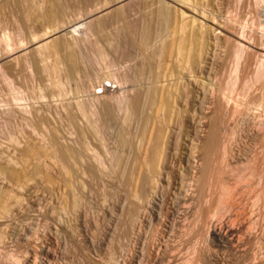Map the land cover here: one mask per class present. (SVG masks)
Returning <instances> with one entry per match:
<instances>
[{
  "label": "bare ground",
  "instance_id": "obj_1",
  "mask_svg": "<svg viewBox=\"0 0 264 264\" xmlns=\"http://www.w3.org/2000/svg\"><path fill=\"white\" fill-rule=\"evenodd\" d=\"M72 1H70L69 3L67 2L66 4H69V6L71 7L74 6V4L76 5L78 3V1H76L77 3L71 5V3H73ZM92 1L89 0L91 4H93ZM99 1H95L97 4L99 2V5L93 4L96 5L97 8L100 7L102 0ZM109 1L110 2L106 7H104L107 4L105 0L102 1L105 2V5L102 4L103 8L101 7L100 10H98L99 8L97 9L95 6L88 4L96 8L97 11L94 10L95 12L91 11L88 13L87 10L90 11L91 7L86 6L87 8H84L87 14H84L85 16L83 18H75L69 21H67L68 19L65 18L67 16L64 17V13L67 12V15L69 12V10L64 12L65 8L68 7V5L65 4L63 6L64 3L62 4V0H17L18 7H16L15 5L13 6L14 3H11L13 2L12 0L11 2L10 0H6V2H4L5 4L10 2L9 5H7H12L13 7H15L13 9L14 11L16 8H18L17 11H19L20 14L18 23H27L29 21L41 19L44 21L47 28L50 27L52 29L53 27V31H56L55 34H57L58 32H63L61 37L55 38L51 41L46 40L36 48L38 58L40 59L41 63L42 73H45L46 83H44V85L46 84L45 87L47 85L51 87L50 93L42 94V92L40 91L41 93L38 92V94L40 93V95H38L37 98L39 97L40 99H52L51 103L47 104L46 106L52 105L53 110L55 108V112L53 114H55L56 118L59 119L58 121L66 120L67 122V124L65 123L66 126H63V124L61 123V126H63L64 128L67 127L65 128L67 130H64V128L62 127L61 129L60 127H58V121L57 125L54 124V122H56V120L54 119L56 118H54L53 116V125H55L56 127L55 132L51 131L54 135L52 136L55 137L56 141H63V138H65L64 140L66 141V137H69L67 140L70 141L69 145L72 141L75 146L73 143V146H66L68 144L65 143V145L63 146L66 147H62L61 145H58L60 143L55 144L51 142L52 144H48L47 141L49 147L50 145H52L51 149H55V145L59 147L55 149V155L53 152L54 150L52 151L45 149V145V150H43V152L47 151V154H52L53 157L55 156L54 160L56 161L57 159L58 166H56L59 167L62 178L63 176L65 178L66 173L70 175L71 172L73 174L77 173L75 176L77 177L79 175L80 178H82L84 177L82 173L84 174L87 170L88 172L90 170L92 171V169H95V171H99H96V173L93 170L95 174L94 180L96 181V179H99V177L102 178L101 183L104 180V198L102 197V201L104 202L105 206L103 204H101V206L103 205L105 207V209L104 207L102 208L104 211H106L105 214L109 218V223L111 222V226L109 225V228H111L110 231H112L113 233V235L110 234V236H112V239H109V241L107 240L108 242L106 246H108V244L112 241H114L116 244L115 248H111L109 245V247L111 248L109 264H172L176 260L175 258L177 256H171V250L173 252V248L178 245L177 243H180L182 232H184V229L186 230V224L189 220L187 217L189 214V209L192 206L193 202L195 205L194 211L199 213L201 216L205 214L202 209L201 201L204 200L206 196L204 189H206V187L208 188V186L211 185L210 177L212 175L211 171L213 170L215 162L214 155L217 154V151H221L224 154L226 153V147L224 142L222 141L223 125H226L230 121L240 120H251L253 122L259 123L260 125H264V90L261 94L263 95V97L261 96L263 102L260 99L261 101L260 103H258L259 101L257 102L256 100H253L255 99L254 97H251L253 95L251 93L254 92L255 89L258 91L260 90V87L264 89V0H232L230 6H233V8L230 7V10L228 8L223 16L219 15V11L213 8V5L210 4V6L213 7L209 8V3L207 6L206 0H204V2L202 0ZM248 1H253L251 2L253 5L251 4L252 6L249 7L252 8L254 6V14L251 17L249 16V19L245 20L246 17L244 19H241L242 17H239L240 15L237 14L238 12L233 13V11H235L233 9L234 7L236 8V10H238L239 8L242 9L244 5H247ZM17 2L15 1V4ZM3 3L1 4L3 5ZM135 3H137L136 6H138L139 8H135ZM142 3L143 5H145L144 10L146 9V13L153 16L155 18L154 21L156 22L152 21L154 18L151 16V22L148 23L145 20L150 17H145V15H143L145 14V12L144 10L141 11L143 7L141 9V5H139ZM8 6L6 8H8ZM3 7H5V5ZM3 7L0 8V10L3 9V14H5L6 9ZM70 7L66 9H70ZM246 7H248V5ZM77 8H79V6ZM7 10L10 13H12L13 11H10V9ZM72 10L75 9L72 8ZM14 13L10 15H13ZM132 14H136L137 16L134 15L136 17L132 19ZM198 14L200 18H207L211 19L212 21H216V27L213 28L211 26H205L202 20H198L195 18V16H198ZM141 21L142 23L143 21H146V23L148 24L154 22V24H146L145 26L144 22V25L142 26L143 29L140 32L141 35L139 37V41L135 42L136 38H133L138 37V34H136V36H134V34L132 39L129 38H131L130 36L133 34L132 30L138 29V27L136 28L135 26H140L139 24ZM155 23L159 24V26H155ZM151 25L152 27L155 26V29L160 28V31H156L155 34L154 28L152 29V31L151 29L147 30V27L150 28ZM144 26L146 28H144ZM142 27H140V29ZM126 29L131 31L130 34L128 33L129 31L126 32ZM140 29L136 31H139ZM147 31L149 34L147 33ZM20 32L21 31L18 30L13 34V39H11L12 42H10L9 38L6 39V54L4 55L6 58L9 57L12 52L18 49H24L25 39L22 37ZM152 32V37L154 38V40L153 38H149V36L151 37ZM126 33L129 34V36H127ZM195 33L197 34L196 36ZM48 34L49 31L46 30L43 36ZM30 36H34L35 38L29 40L28 42H32L37 38L36 33L33 31H31ZM126 38L128 40H126ZM150 39H152V41H150ZM122 55H126V57H122ZM117 56H120L124 59L122 61H117L120 58H117ZM20 58L23 59L24 63L29 62L26 54L14 57V61L18 62ZM85 64L86 67H92L91 69L93 70L91 71L95 72L93 74L95 75V77L92 75L94 77H92V80L90 79L87 84H84L85 81L81 84L78 83L82 82L81 80L78 81L80 77L78 78V80L76 78L83 71V68H85ZM86 70L89 71V69L87 68ZM91 71L89 72L90 75L92 74ZM0 80L6 83L10 91L8 97L4 98V96L2 95L4 99L0 98V135L6 136L7 139L9 137L12 139L16 138L14 137L15 129L13 125V120L16 118L20 121L21 125H25L26 128H29L30 134L34 135L35 137L39 136L37 137L38 139L41 137V140L42 138L46 140L47 136H49L47 135L49 115L47 117L46 114H42L43 112L41 113L42 107H33V104H31L27 100V97L22 93L21 89L15 86L12 78L10 77V74L6 70V66L3 64H0ZM75 80H77V83H75V85L72 83L74 87H72V85H69L71 84L70 81L73 82ZM254 85L259 86L255 87ZM253 86L255 87V89L253 88ZM252 88L254 89L253 91H251ZM81 93H84L85 95L80 96ZM191 103L192 109L190 110V122L193 124L196 123V125L198 123L199 126V123L208 120L211 125L205 149L204 163L200 168H198L200 165L199 162L202 160L200 157L201 154H199L200 156L196 155L197 151H194L195 154L193 152V158L191 152L192 156L190 158H193V160H191L195 163L197 162L198 164L191 162L195 165H189L192 166V169L190 168V175L185 176L180 181V183H178L181 184L178 188L179 192L175 194L171 193V196H169L168 190L164 191L160 190L162 187L159 188V180L163 176L161 173V168H164V166L166 167L167 164L170 165L172 161L171 160L168 163L169 154L167 152V149L170 145L167 140H169L168 137L172 134L168 137L166 136V133H170V131H165L166 129H168L166 125L170 123L173 125V122L175 123L182 118H186V112L185 115L183 114L185 111V109H183V104L186 105ZM48 107L49 109H51L50 106ZM46 113L49 114L50 112ZM36 116H38V119L35 120ZM132 120H139V126L137 122L134 123V121L133 123L135 124V128L139 127L140 129L131 130V128H133L131 127ZM140 121H142L143 123ZM113 124H116V127L120 126L121 129L123 128L122 130L125 133H120L122 130L119 132L120 128L117 127V129L119 128L117 132L121 134V136H117L120 137L119 141L116 140V130L113 129L114 134L111 131V125ZM163 124L165 127L163 126ZM175 124L177 125V123ZM160 125L163 127H161ZM128 126L131 128H129ZM57 128L59 131L56 130ZM127 128L131 130V133H128ZM61 130L67 131L68 135H64L65 137L61 135ZM133 130L135 131V133L133 132L132 134ZM108 132H112L111 134L115 135L116 138L114 141H117V144L116 142L111 143L109 141L114 136H111V138L108 139L107 137H110L111 135ZM107 133L109 134V136H107ZM56 137H60L61 140H58ZM172 137L173 136H171L170 139H172ZM50 138L52 137L50 136ZM50 138H48V140ZM55 139L52 140L55 141ZM61 143H64V141ZM53 144H55L54 147ZM49 147L47 146V148ZM29 149H31V147ZM26 150V153L28 154V148H25L24 151ZM33 150L35 151V149ZM174 150L176 151V148ZM34 151H32L31 149L29 150V153L33 155L36 152ZM48 151L50 152L48 153ZM36 153L38 154V157L39 153ZM172 153L171 157L174 156L175 152ZM47 154L43 153L42 156L46 155L47 157H49V155ZM32 155H30V157H32ZM196 157H198L199 159ZM37 159H39V157ZM27 160L28 159L26 158V161ZM52 160L50 162L55 163V161ZM71 161L76 163L74 165L76 169H71L74 167L72 166L73 162L71 163ZM79 162L80 168H78ZM81 162L83 165L86 164V166L84 165L85 167H87L86 171L85 167L83 165V167L81 166ZM54 163H52L53 165L51 164L52 166L50 167L54 168ZM81 168H84V172H82L83 169L81 170ZM71 170H75L76 173L75 171L73 172ZM2 171L3 174H7L8 172L5 171V173L3 169ZM77 171H79V174ZM35 172L36 170L34 171V173ZM88 172L87 176L88 174L93 175L92 172ZM199 172L200 176L198 178L197 173ZM10 173L15 175L12 170ZM98 173H101V176H99L100 174ZM169 173L170 171L168 172V175ZM61 174L59 173L58 175L60 176ZM96 174L98 175L96 176ZM14 175L13 177H18L16 176L17 174L15 176ZM164 175L165 176H163V180H165L164 178H166L167 183V178H171L172 176L167 175L166 177V174ZM6 176L4 178L2 175V178H4L2 182L5 181V179L8 177ZM48 176L49 175H47V177ZM69 177H72L74 181L73 183L76 182L75 179L77 178L74 179L72 174L71 176H68V178ZM53 178L48 181H52ZM66 178L65 180L67 182L68 178ZM89 178L93 179V177L91 176H89ZM7 179L9 180V182L11 181V177H8ZM16 179L13 178V180ZM72 179L69 178V181ZM86 180H82L81 183L85 182ZM172 180L173 178H171V180L169 179L170 182ZM54 181L55 180H53V182ZM161 181L162 180H160V182ZM62 182L65 183L64 180ZM71 182L72 181H70L69 183L67 182V185L73 184ZM208 182L210 183L208 184ZM56 183H58V181L55 182V184ZM174 183L175 182H173V184ZM71 187L72 185L70 186V188ZM182 188H184L185 190H182ZM6 191L2 194L3 198L0 193V221H2V219L4 218H6L4 219L6 221L10 219V215L12 214L10 211H13V208H11L10 210V206H12L13 204H10L11 202L9 203V200L7 201L10 205L5 203L7 201H3V199L5 200V198L9 196L8 193L13 196L12 192L8 191V193H6ZM70 192L71 190L68 191V194ZM5 194H7L8 196H5ZM71 195H73V197L71 196L72 198H69L70 202L67 198L68 201H66L65 203L67 204V206L70 203V207L68 208L71 209H69L71 212L73 211L71 208V203H73V207L75 206L74 209L77 211V205L82 204L80 201L81 197H78V195L74 194ZM14 197L16 200V195L12 198L14 199ZM13 199H11L10 201H12ZM78 199L80 203H78ZM64 200L66 199H63V202ZM16 201H18V199ZM16 201L12 203L17 204ZM62 205L61 207L64 209ZM61 207H59L58 209H60ZM80 207L82 208V206ZM62 208L60 212L62 213L63 211H66L64 212V214H66L68 210L67 207L65 208L67 210H63ZM79 211L77 212V215L81 216L79 213L82 212ZM71 212L70 215L73 214V212ZM74 213L76 214V212ZM43 214L45 213L43 212ZM68 214L67 217L69 216ZM105 214H103L104 217ZM196 214L194 216L195 218H197ZM60 215H63V213ZM100 215H102V213ZM8 216H10V218H8ZM72 216H69L70 219L78 217ZM44 217L46 218L47 216L44 215ZM83 217H85V215ZM149 217H151L152 220L153 218L159 219L161 222L158 228H154L156 229L155 233L153 227H151L152 224H148L150 228H147H152L153 230H151L154 234H152L150 230H145V233L146 231H148L152 235L144 237V235H142L144 233L142 231V228L145 227V222L149 223V221L147 220ZM65 218L66 217L64 216V219ZM23 219L26 220L25 218ZM55 219L56 217H51L50 222L49 218L43 219L48 221L46 222L45 226H47V229H45L46 231L44 230V233L52 229L51 228L48 230V228L50 227L49 225H51V222H54ZM57 219L61 223L63 217L60 220L57 216ZM76 219H74V221ZM69 221H65V223ZM104 221L105 220H103V223ZM150 222L152 223V221ZM40 223L41 221L39 222V224ZM43 223L45 224V221H43ZM43 223L41 224L44 227ZM60 223L56 222V224H59V226L62 224ZM107 223H104V225ZM67 224V226L69 227V225L72 223L69 222ZM80 224L82 223H77V225H75L78 226L77 228H79L81 226ZM64 226L65 225H63V227ZM72 226L74 229H76L74 225ZM57 227L56 231L57 229L59 231L62 226L60 228ZM73 228H70L72 232L75 231L72 230ZM62 229H60L61 232ZM79 230H81V228ZM198 230L200 233L199 235L195 236H199V239H202V232L204 231V238L206 240L205 242L207 243L209 250L212 252H215V247L224 249V247L229 248V246L233 245V242L231 244V238L227 237L226 233L224 235L219 229L216 228L215 223L212 222V218H210L208 213L204 216L202 226ZM51 231H49V233ZM57 232L56 234H53L57 235L58 237L59 232ZM148 232L146 233V235L150 234ZM78 233H80V231H78ZM51 234L52 232L50 233L49 237L45 235L48 237V239L46 237V240L49 241L52 240L53 237H56ZM135 234L137 235L136 237L138 238V240H140L138 244L140 243L141 247H138L141 249H138L139 251L137 250L136 253L132 250L134 253L130 255H128V253L127 256L126 250L123 249L127 247L123 246L128 245L127 240H135ZM35 235H38V233H35ZM82 235L83 234H81V237L83 238L84 236ZM31 237L28 236L27 239ZM35 237H41L39 238L41 240L43 236L38 235ZM154 237H156L155 240L156 242H158L156 243V252H158L157 256L155 254L156 258H150L149 256H147L148 253H145V248L147 247L146 244L148 243V241ZM43 239H45V237H43ZM124 239L126 240V244L124 243ZM58 242H60V240ZM2 243L3 242H1V244ZM132 243L133 241L131 242V244ZM173 244H175L174 247ZM43 246L41 247L43 248ZM133 246L135 248L137 246V243L136 246L133 243ZM45 247V250L43 249V251L49 254L50 250L48 251V246L45 245ZM191 248L193 255L191 258L185 261V264H210L211 259H214V254H209L208 249L204 247L202 248L201 246H194ZM134 250H136V248ZM14 251V254L13 252L10 253L11 258H13V264H32V262L28 258V256H30V251L28 250V248L23 249V253L25 255H23V258H20V255L17 254V249H15ZM82 254H84V252ZM77 258L81 259V257H78V254ZM1 260L3 261L4 259ZM88 262L90 261L88 260ZM79 264H84V260Z\"/></svg>",
  "mask_w": 264,
  "mask_h": 264
},
{
  "label": "rangeland",
  "instance_id": "obj_2",
  "mask_svg": "<svg viewBox=\"0 0 264 264\" xmlns=\"http://www.w3.org/2000/svg\"><path fill=\"white\" fill-rule=\"evenodd\" d=\"M2 1L6 2V0H2ZM2 1H0V8H2L5 5V7H3V8H5L6 11H5V14H3V11H2L3 9L0 10V12L2 11L1 12L2 15L0 13V15H1L0 16V64H3L6 66V70L10 74V77L12 78L15 86L17 88L21 89L22 93L27 97V100L31 104H33V107H36V108L42 107L41 113L43 112L42 114H46L47 117L49 115V117H48V132H47V135H49V136H47L46 140L43 138L41 140V137L38 139L37 137H39V136L35 137L34 135L30 134L29 128H26L25 125H21L20 121L17 120L16 118L13 120V125H14V129H15V136L14 137H16V138H14L15 141H14V139H12L10 137L7 139L6 136L0 135V158H1L0 159V166L2 167V168L0 167L1 168L0 175L2 174L3 177L5 178V176L8 174L7 176L11 177V181L13 180V178L14 179L19 178V179L13 180L12 182L11 181L9 182V180L7 179L8 177L6 176L7 181L5 179V181H3L4 183L2 182V180H4V178H2V175H1V179H0V183L2 182L0 184V187L2 188V189L0 188L1 195L8 189L6 191V193H8V191L12 192L13 196L16 195V200L18 199V201L15 200V197L13 199L12 198L13 196L10 195V193H8L9 196L7 194H5V196H8V197H6L7 199L5 197H4L5 200L3 199L4 202L9 200V203L11 202L10 204H13L12 206H10V210H11V208H13L12 209L13 211H10L13 215L12 214L10 215L11 218H10V216H8V218H10V219L7 218L8 219L7 221L4 220L6 218H4V219H2V221H0V237H1L0 241L3 242L2 244L0 242V249H2V250H0V256H1L0 262H1V264H13L14 263L13 258H11L10 253L13 252V254H14L15 253L14 250L17 249L18 250L17 254L20 255V258H23V255H24L23 249L28 248V250L30 251V256H28V258L30 259L32 264H73L74 262H76L74 264H79L83 260H84V264L85 263L86 264L87 263L88 264L89 263H91V264H109V262H110L109 259L111 256L110 255L111 248H115L116 244L114 241H112L108 244V246H106L109 239H112V236H110V234L113 235V233H112V231H110L111 228H109V225L111 226V222L109 223V218L105 214L106 211H104L102 208L105 206L104 202L102 201L104 198L103 197L104 180L102 183H101V181H102L101 177H99V179L96 177L97 178L96 181L94 180L95 179L94 178L95 177V174H94L95 169H92V171L89 169L90 170L89 172H92L93 175L88 174V176H87L88 170H87V167H85L86 164H84L85 165L84 166L81 162V166L83 165L85 167V171L86 170L87 171L84 174L82 173V175H84V177H82V175L80 173V175L82 177V178H80L79 175H78L79 177L75 176L77 174L75 170H71L73 172L75 171L76 174H73L72 172H71V174H72L74 179L75 178H77V179H75L76 182L73 183L74 181H73L72 177H69L70 179H72V180H70V181H72L71 183H73V184L70 183L72 185V187L70 188L71 185H67V184L70 182L68 176H71V174L68 175L67 173L65 174V172H64L65 178H66V176L68 178V180H67L68 183H67L64 176L62 178V174L59 171V167H57L58 163H57L56 158H55L56 161L54 160L55 156L53 157L52 154H50V155L47 154V151L43 152V150H45V149L52 150V151L54 150L53 152L55 155V149L57 147H59L60 145L62 147H66V146L72 145V143H73L71 141V144L69 145L70 141H67L69 137L68 138L66 137V141L68 143L64 140L65 138H63V136L64 135L67 136L68 134H67V131H63V130H61L60 132H61V135H63L62 140L64 141V143H61L63 141H56L55 137H53L54 135L52 134V132H55V127H56L55 125H57V123L59 122L58 127L64 128L63 126H66L67 122H66V120H60L63 122L65 121L64 123L58 121L59 119L56 118L55 114H53L55 112L54 111L55 108L53 110L52 105H48L51 107V109H49V107L46 106L47 104L51 103L52 99H48V98L47 99L46 98L40 99L39 97H38L39 99L37 98V96L40 95L41 92H42V94L43 93H45V94L50 93L51 87H49L48 85H47L48 87L47 86L45 87L46 84L44 85V83H46L45 82V73H42L41 63H40V59L38 58L36 48L38 47V45L42 44L46 40L51 41L55 38L61 37L63 32H61V33L58 32L57 34H55L56 31H53V27H52V29L50 27L47 28L45 26L44 21L41 19L29 21L27 23H24V22L18 23V21L20 19L19 11H17L18 8H16L15 11L13 10L15 8V7H13L14 5L16 7H18L17 6L18 5L17 0H12L13 2H11V0H10V2L12 4L14 3L13 6L12 5L8 6L10 2L5 4V2L3 3ZM15 1L17 2L16 4H15ZM70 1H72V0H69V1L68 0L67 1L62 0V4L64 3L63 6L67 2L69 3ZM76 1H78V3ZM95 1L97 2V0L92 1L93 4L99 5L100 1L98 0L99 1L98 4ZM102 1H104V0H102ZM102 1H101V5H100V7H98L99 8L98 9L96 7V5L91 4V2H89V0H74V1H72L73 3H71V5L74 3H77V4L76 5L74 4V6H71V7L75 10H72V8L69 6V4H66V5H68V7H70V9H66V8H68V7H66L64 12L69 10L70 13L68 12L69 15L68 14L66 15L67 12H65L64 17L67 16V17H65L66 19H68L67 21H69L71 19L73 20L75 18H80V17L83 18L85 16L84 14H87V12L88 13L91 11L93 12L94 10H96V8L98 10H100L101 7L103 8L102 4H104L107 0H105V2H102ZM202 1L204 2V0H202ZM216 1L217 0H206V4L208 6V3H209V6H208L209 8L214 6L213 8H215L219 11L220 16L221 15L223 16V14L228 10V8H229V10H230V7L233 8V6H230L232 0H219L217 2ZM87 2H89V3H87ZM109 2L110 1L108 0L106 2L107 4L106 5L104 4L105 5L104 7H106L109 4ZM251 2H253V1H251ZM251 2L248 1V3L250 5L247 3L248 7H246L247 5L246 6L244 5L245 7L243 6L242 9L239 8L238 10H236V8L234 7L233 10H235V11H233V13L238 12L237 14L240 15V16L238 15L240 18L242 17L241 19H244L245 17H246L245 20L249 19L254 14V12H253L254 6L252 8L249 7V6L253 5ZM1 3H3V5ZM143 3L139 4V5H141L140 6L141 9L143 7V9L141 11L144 10V8H145L144 6L146 5L145 3H144L145 5H143ZM88 4L93 5L96 8H94L93 6H90ZM210 4L213 6H210ZM136 5H137V3H135V8L136 7L139 8ZM7 6H8V8H6ZM78 6H79V8H77ZM86 6L87 7L90 6L91 10L90 11L87 10V12H86V10H85V8H87ZM81 7H83V8H81ZM11 8L15 13L11 10ZM7 9H10V11H12V13H14V14L10 15L12 13H10ZM16 11H17V14H16ZM144 12H145V14H143V15H145V17L151 16V15H148L146 13V9L144 10ZM139 14H140V12H139ZM132 15H133V17L131 16L132 19H134L137 16L136 14H132ZM134 15H136V16H134ZM145 17H144V19H145ZM151 17H153V16H151ZM151 17L147 18L145 20L149 23L152 20ZM195 18L198 20L199 19L202 20L204 22L205 26H207V27L211 26V27L215 28L217 25L216 21H212L211 19H207V18H205V19L200 18L199 14H198V16H195ZM154 20H155V18L152 21H154ZM146 21H143V23L141 21L139 24L140 26H135V27L136 28L138 27V29H140V27H142L144 25V22H145V26H146V24H148V23H146ZM154 22H156V21H154ZM154 22L150 23V24H154ZM150 24H148V25H150ZM156 25L159 26V24L155 23V26ZM145 26H144V28H146ZM151 27H152V25L150 26V28L147 27V30L151 29V31H152V29L154 27H152V28ZM138 29H135V30L130 29V30H132L133 34L131 33L132 34L130 36L131 38H129V37L128 38L132 39L134 34H135L134 36H136V34H138L137 35L138 37L133 38V39L136 38L135 42L136 41L138 42L139 37L141 35L140 32L143 29V27L139 31H136ZM159 29L160 28L155 29L154 33L156 34V31H158ZM18 30L21 31L20 34L25 39L24 49H21V50L18 49L16 51H14L10 54L9 57L6 58L4 56L6 54V52H5L6 42L5 41L7 38H9L10 42H12L11 39H13V34ZM46 30L49 31V34L43 36ZM31 31L36 33L37 38L32 42H28L29 40H32L35 38L34 36H30ZM127 31H129V30L126 29V32ZM135 31H136V33H135ZM130 32L131 31H129L128 33L130 34ZM147 33H148V31H147ZM129 34H127V36H129ZM192 34H193V32H192ZM150 35H151V33H150ZM196 35L197 34L195 33V36ZM152 36H153V32H152L151 37L149 36V38H153ZM126 40H128V39L126 38ZM153 40H154V38H153ZM150 41H152V39H150ZM123 43H124V41H123ZM14 47H17V46H14ZM25 54H26L29 62L24 63L22 58H20L18 60V62L14 61V57H16L18 55L19 56L25 55ZM123 56L124 55H122V57ZM119 57L120 56H117V58H119ZM122 57H120L119 60H117V59L116 60L122 61L124 59ZM124 57H126V55ZM90 67H91V65H90ZM86 68L89 69V71H87ZM91 68H89V66L86 67V64H85V68H83V71L76 78L77 80L79 77L81 78V79L79 78L78 81L81 80L82 82H78V83L82 84L85 81L84 84H87L90 81V79L92 80L95 77V75H93L95 72L91 71V70H93ZM90 71L92 73L91 75L89 73ZM85 73H87V74H85ZM82 75H84L86 77H84ZM86 79H89V80H86ZM187 79H192V78H187ZM77 80H75L73 82L70 81L71 84H69V85H72V87H74L75 83H77ZM254 86H253V88L255 89V87H258L259 85L255 86V87ZM253 88L251 91L254 90ZM257 89H259V88H257ZM261 89L262 88L260 87V90ZM260 90L258 91L255 89L254 92L251 93L254 95V96L252 95L251 97L255 98L253 100H256L257 102L259 101L258 103H260V101L262 100V97L264 95V93H263V95H261L264 89H262L261 91ZM38 92H40V93L38 94ZM9 94H10V91H9V88L7 87L6 83L0 80V98H3V96H4V98L8 97ZM81 95L83 96L85 94L81 93L80 96ZM263 100H264V98H263ZM263 100H262V102H263ZM183 109H185L183 114L185 115V112L187 114L186 118H182L181 120H179L180 122L179 121L175 122V123H177V125L174 122H173V125L171 123L168 124L170 127L168 125H166V127L170 130H168V129L165 130L166 132L170 131V133L168 132L169 134L166 133L167 137L171 134H172L171 136H173L172 139H170L171 136L168 137V139L171 141V143L169 140H167L169 142V145L171 146V147L168 146V149H167L168 150L167 152L169 154L168 163L171 160L172 161H171L170 165L167 164V166H169L170 168L167 166L166 167L164 166V168H161L163 170V171L161 170V173L163 176H165L164 174H166V177H167L168 172L170 171L169 175L172 176L171 177V178H173L172 181L175 183L173 184L172 181H171L172 183L169 181V179L171 180V178H167V183H166V178H164L165 180H163V176H162V178L160 179L162 181L160 182V180H159V183H160L159 188H161V187L164 188L165 186H167L164 189L161 188L160 190H164V191L168 190L169 196H171V193L175 194V193L179 192L178 188L180 187L181 184H178V183H180V181L185 176L190 175L192 166H189V165H192L193 163H195L192 161L194 158V155H193L194 151H197L196 155L201 154V156L200 155L199 156L201 157L202 160L199 162L200 165L198 168H200L203 165L204 157H205L206 144L208 141V137H209V133H210V127H211L208 120L204 121L202 123H199L200 124L199 126H198V123L196 125V123L193 124L190 122L191 118H189V117L191 116L190 110L192 109V103L186 104V105L183 104ZM48 110H51V111H48ZM46 112H50V113L47 114ZM50 116H51V118H50ZM53 116H54V118H56V119L53 118L54 120H56V122H54L55 125H53V121H52ZM36 119H38V116L35 117V120ZM134 121L135 120H132V122H131L132 123L131 127H133V128H131L129 126L128 127L131 128V130L132 129H134V130L140 129L139 127L138 128L134 127L135 126L134 123L137 122V124H138L139 120H137L135 122ZM140 122H142V121H140ZM61 123L63 124V126H61L62 125ZM116 124L115 125L113 124L114 127H113V125H111V131L113 132V129L116 130L115 131V133H117L116 137L118 135L121 136L120 133L125 134L122 130L123 128L121 129L120 126H117V127L120 128L119 132L121 130L122 131L120 133L117 132V130L119 128L117 129ZM138 126H139V124H138ZM163 126H164V124H163ZM163 126H161V127H163ZM140 127H141V125H140ZM65 128H67V127H65ZM65 128H64V130H67ZM129 128H127L128 129L127 131H128V133H131V130ZM56 130H58V128ZM134 130L132 131V134H133V132L135 133ZM112 132H108V133L111 134ZM128 133H126V134H128ZM109 134L107 136H109ZM113 134H114V132H113ZM113 134H111L110 137H107V138L109 139V138H111V136H114L109 141L111 143L116 142V144H117V141L120 140L119 139L120 137L116 138L115 135H113ZM50 136L52 138H50ZM167 137H166V139H167ZM48 138H50V139L48 140ZM59 138H57V139L61 140V138L60 139ZM115 138L117 141H114ZM11 139L13 142L11 141ZM52 139H55V141H53ZM16 141H18V142H16ZM47 141H48V144L51 142H53L55 144H58V143H60V144H58L59 146L53 144V147L55 145V149L54 148L51 149L52 145H50V147H49V145L47 144ZM222 141L225 144L226 153L224 154L221 151L220 152L217 151L216 152L217 154L214 155L215 156L214 157L215 162H214L213 170L211 171V173H212V175L210 177L211 183L208 182V184L210 183L211 185L208 186V188L206 187V189H204L206 196H205L204 200L201 201L202 209L205 212V214L203 216H201L199 213L195 212L194 211L195 205L193 202L192 206L189 209V214L187 217L189 220L186 224V230L184 229V232H182V235L180 238L181 244L177 243L178 245L180 244L179 246L178 245L175 246V244H173V247L174 246L175 247L174 248L172 247L173 252L171 250L170 254L173 257L174 256L175 257L177 256V257L175 258L176 260L172 264H185V261L192 257L193 252H192L191 247H194V246H201L202 248L204 247V248L208 249L209 254H214L213 257L215 260L211 259L210 264H264V125H260L259 123L253 122L251 120H248V121L247 120L230 121L229 123H227L226 125H223V127H222ZM43 143H45V144H43ZM65 143L68 145L63 146V145H65ZM44 145L46 146L45 149H44V147H45ZM112 145H114V144H112ZM47 146L49 148H47ZM74 146H75V144H74ZM30 147H31L32 151H34L33 149H35V151L39 153L38 157H39L40 161H39V159H37L38 154L35 151H34L35 153L33 155L31 153H29V150H31V149H29ZM25 148L26 149L28 148V154L32 155V157L34 158L35 161L33 160L32 157H30V155H28L26 153L27 150L24 151ZM175 148H176V151L174 150ZM49 152L50 151H48V153ZM172 152H175V153H174V156L171 157ZM191 152H192L193 156L191 155ZM21 153L23 154L24 157L22 156ZM40 153H41V155H40ZM43 153L44 154L46 153L47 155H49V157H47L46 155L42 156ZM194 154H195V152H194ZM172 155H173V153H172ZM51 156L53 157V160L55 161V163L50 162L52 160ZM191 156L193 158H190ZM198 157H196V158H198ZM24 158H25V160H24ZM26 158L28 159L27 161H26ZM50 158H51V160H50ZM7 160H9L10 162ZM72 162L73 161H71V163ZM191 162H193V163H191ZM52 163L55 164L54 168L50 167L53 165ZM75 164L76 163L73 162L72 166H74ZM195 164H198V163L196 162ZM195 164H193V165H195ZM76 166H78V165H76ZM74 167L71 169H76V167L75 168ZM78 168H80V162H79ZM78 168H77V170H78ZM2 169L4 170V172L8 171L7 174H3ZM11 170L13 173H15V175L17 174L16 176H18V177H13L14 174L10 173ZM35 170H36V172L34 173ZM81 170H82V172H84V168H81ZM166 170H167V172H166ZM79 171H77L78 174H79ZM96 171H98V170H96ZM59 173L61 174L60 176L58 175ZM98 174H100L99 176H101V173H98ZM98 174H96V176ZM47 175H49V176L47 177ZM89 176L93 177V179L89 178ZM199 176H200V172L197 173L198 178H199ZM51 177L52 178L54 177L53 178V180H55L54 182H53V180L48 181V180L52 179ZM48 178H50V179H48ZM78 178H79V180H78ZM81 179L83 181L86 179L87 180L85 182H82L83 183L82 184ZM174 179H175V181H174ZM63 180L65 181L66 184L64 182H62ZM57 181H58V183L55 184V182H57ZM6 182H9V183H6ZM51 182H53L54 184ZM61 183H63V184H61ZM168 183H169V186H168ZM64 184L69 186V187L65 186ZM3 186H5V187H3ZM2 190H3V192H2ZM69 190H71V192L68 194ZM182 190H185V189L182 188ZM198 191H199V189H198ZM197 192H196V194H197ZM71 194L78 195V197H81L80 201L82 203L80 205L79 204L77 205L78 206V207H76L77 211L74 209L75 206L73 207V203H71L72 204L71 208L73 210L72 215L78 216V217H75L73 219H70V217H69V216H72V215H70L71 209L68 208V207H70V205H69L70 203L68 204V206L65 203L66 201H68L67 198L69 199L71 196L73 197V195H71ZM113 196H114V193H113ZM9 197L13 200L10 201L11 199ZM2 198H3V195H2ZM61 199H62V202H61ZM63 199H66V200H64V202H63ZM79 199H78V203H80ZM15 201L17 204L12 203ZM60 202H61V204H60ZM69 202H70V199H69ZM5 203L8 204V201ZM164 203H165V201H164ZM10 204H8V205H10ZM94 204H96L98 206H96ZM101 204H103L104 206L103 205L101 206ZM61 205L64 207V209L61 207ZM80 206H82V208ZM59 207H61L63 210H67V209L69 210L70 209L69 210L70 212L67 210L66 214H64V212H66V211L62 212L63 215L67 218V220H66V218L64 219L63 215H60L62 213L60 212L61 208L58 209ZM66 207H67V209H65ZM78 208H79V210L80 209L81 210L79 211ZM104 209H105V207H104ZM78 211L82 212V213H79L81 216L77 215ZM43 212L45 214H43ZM74 212H76V214ZM38 213H40V214H38ZM47 213L49 214V216ZM101 213H102V215H100ZM194 213L195 214L197 213L196 214L197 218L194 217L195 216ZM207 213L210 216V218H212V222L215 223L216 228L219 229L224 235L226 233V236L231 238V244L233 242L232 246H229V248L224 247V249H222L220 247H218V248L215 247L214 248L215 252L214 251L212 252L209 250V247L207 246V243L205 242L206 240L204 238L205 237L204 231H203L204 233L202 232V235H203L202 239L201 238L199 239V236H195V235H199L200 232L198 229L201 228L203 218ZM50 214H52V215H50ZM67 214L69 215L68 217H67ZM103 214H105L106 218L104 217ZM44 215L47 216L46 218H49V222L51 220V217H53V218L56 217L55 221L57 223H60L59 220L57 219V216L59 217L60 220L63 217L62 221L64 222V224L61 221L62 224L60 223L61 225L59 226V224L57 225L56 222L54 221V222H51L53 225L52 224L49 225L50 227L48 228V230L52 228L51 230H53V231L49 230L52 232V234L53 233L56 234V232L58 231V229L56 231L57 226H59L57 228H60L61 226L63 227V225L66 226V228H65V226L63 227L64 232H63L62 227L60 228V229H62V232L59 229L60 232L59 231H58L59 233L57 232L58 237H57V235L53 234V236H56V237H53L52 240H49L50 242L48 240H46V237L47 236L49 237L51 232L49 233V231H48V232L44 233V230L47 229L46 228L47 226H45L46 222H48L46 220H43V219H46L44 217ZM84 215H85V217H83ZM41 216H43V217H41ZM93 217H94V219H93ZM23 218H25L26 220H24ZM40 218H43V219H40ZM86 218H87V220H86ZM38 219H40V220H38ZM74 219H76L78 221H76V220L74 221ZM42 220L45 221V224L43 223ZM96 220L98 221V223ZM103 220H105L104 223H107V222L109 223V224L108 223L105 224L108 226L104 225ZM147 220L149 221V223L145 222L146 223L145 227L142 228L143 232L145 230H150L152 233V230L156 227L158 228V226L161 222L159 219L153 218V220H152L151 217H149ZM40 221H41V223L44 224V227L41 223L40 224L42 226L39 224ZM65 221H69L70 223H72V224H70L71 226L69 225V227H68L67 223H69V222L65 223ZM72 221H74V222H72ZM101 221L103 224L101 223ZM150 221H152V223ZM4 222H5V225L7 224L6 225L7 227L4 225ZM77 223H82V224H80L81 226L79 225L80 226L79 228H77L78 226H76ZM148 224L153 225V226L151 225V227H153V229L151 228L152 230L148 229V228H150V226H148ZM72 225H74V227L77 230L74 229ZM71 227L73 228L72 230H75L74 232L71 231V229H70ZM80 228H81V230H79ZM144 228H146V229H144ZM155 230L156 229H154V233H155ZM70 231H71V233H70ZM78 231H80V233H78ZM193 231H196V232H193ZM147 232L148 231H146V233ZM35 233L36 234L38 233L39 236L45 237V239H43V237H42L43 241H42V239L40 240L39 238H41V237H35V236H38V235H35ZM46 233H49V234H46ZM74 233H75V235H74ZM146 233L144 232L142 235H144V237H145V236H150V235L154 234V233L151 234L150 232H148L150 234L146 235ZM81 234H83L82 236H84L83 237L84 239L81 237ZM45 235H47V236H45ZM70 235H71V237H70ZM26 236L27 237L32 236V237L27 239ZM134 236H135V238H134ZM134 236H133V238L135 240L136 239L138 240V238L136 237L137 235L135 234ZM48 237H47V239H48ZM36 238H37V240H36ZM155 238L156 237L151 238L148 241V243L146 244V246H147L146 248L143 247L146 250L145 253L147 252L148 253L147 256H149L150 258H156V256H157L158 251L156 252V250H157L156 249V246H157L156 243H158V242H156ZM53 239H55V240H53ZM59 240H60V242H58ZM135 240L132 239L135 246L137 243V246L135 247L136 250H134L135 248L133 246V243L131 244L132 241H130V240H127L128 245L123 246V247H127V248H123L126 250V255L128 253H129L128 255L133 254L134 252L136 253V251L138 249L139 250L141 249V248H139V247H141L140 246L141 244L140 243L138 244V242H140V240H138V241L136 240V242H135ZM40 241H41V244H40ZM42 242H43L44 246L42 245ZM44 242H45V244H44ZM124 243L126 244V240L124 241ZM129 244H131V245H129ZM40 245L43 246V248ZM45 245L48 246L47 247L48 251L50 250L49 254L45 253V251H43V249L45 250V248H46ZM109 245L111 248L109 247ZM6 250H8V251H6ZM216 250H217V252H216ZM80 251H81V254H80ZM3 252H4V254H3ZM83 252H84V254H82ZM124 253H125V251H124ZM45 254H47V255H45ZM77 254H78V257H81V259L77 258ZM155 254H156V256H155ZM1 259H4V260L2 261ZM75 259H76V261H75ZM87 259L90 262H88ZM120 259H122V258H120ZM49 260H50V262H49ZM80 260H82V261H80ZM85 261H87V262H85Z\"/></svg>",
  "mask_w": 264,
  "mask_h": 264
}]
</instances>
